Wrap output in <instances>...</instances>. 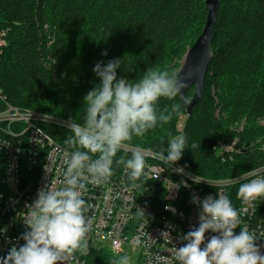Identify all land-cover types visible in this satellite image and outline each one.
Instances as JSON below:
<instances>
[{
    "label": "trees",
    "instance_id": "1",
    "mask_svg": "<svg viewBox=\"0 0 264 264\" xmlns=\"http://www.w3.org/2000/svg\"><path fill=\"white\" fill-rule=\"evenodd\" d=\"M0 6V21L8 30L0 62V87L7 102L69 125L83 124V98L100 84L93 72L97 63L121 59L117 78L133 83L147 69L177 73L179 60L207 17L205 0H0ZM211 53L202 98L184 118L182 135L188 148L177 163L199 176L219 178L238 174L243 167L236 162L252 156L246 153L223 162L212 150L220 138L235 134V123L243 120L238 133L242 140L264 136V126L256 125L264 117V0H220ZM49 62L51 69L46 67ZM193 91L189 88L186 97ZM172 103L180 108L169 123L134 136L128 146L155 152L166 148L177 137L176 124L185 108L179 97L157 103L160 111ZM40 126L66 148L70 126ZM131 153L122 149L117 156ZM114 168V175L124 169ZM114 257L101 249L83 258L84 264H112Z\"/></svg>",
    "mask_w": 264,
    "mask_h": 264
},
{
    "label": "clouds",
    "instance_id": "2",
    "mask_svg": "<svg viewBox=\"0 0 264 264\" xmlns=\"http://www.w3.org/2000/svg\"><path fill=\"white\" fill-rule=\"evenodd\" d=\"M121 66L119 58L94 66L100 84L83 98L87 105L83 124H70L72 134L64 141L63 182L59 186L46 185L37 199L26 206V231L19 237L24 244L10 247L7 255L0 257V264H80L79 258L88 255L90 248V205L84 199L87 185L99 187L107 183L115 174L114 166H122L130 181L141 177L146 168L144 150L137 149L130 157L117 154L134 136L169 123L173 114L179 113L177 103L163 111L158 110L157 103L161 98L175 101L186 84L175 71L158 69H147L135 83L118 79L117 69ZM184 102L189 101L185 98ZM185 148L186 137L179 135L155 156L160 164L171 168ZM176 172L182 173L183 169L178 167ZM196 178L194 182L198 183ZM240 180L247 181L240 183L237 191L244 203L264 199V169L245 172ZM209 183L215 186L214 182ZM193 203L200 209L198 227L183 235L186 243L182 247H173L176 264H264V255L255 243L258 233L241 227L240 212L223 188L215 197L202 201L194 196ZM206 232L216 235L205 244ZM162 236L170 242L168 231ZM133 242L137 248L143 246L139 236L133 237ZM112 264H134V260L121 254L113 258Z\"/></svg>",
    "mask_w": 264,
    "mask_h": 264
},
{
    "label": "built area",
    "instance_id": "3",
    "mask_svg": "<svg viewBox=\"0 0 264 264\" xmlns=\"http://www.w3.org/2000/svg\"><path fill=\"white\" fill-rule=\"evenodd\" d=\"M7 32L0 21V62ZM185 116H180L177 121V136L184 130ZM42 122L70 126L65 121H54L43 114L9 104L0 87V257H5L10 247L19 248L24 244L19 237L26 231V206L37 199L38 192L46 185L59 186L64 179L65 147L45 132L40 126ZM123 150L133 152L137 148L126 145ZM212 150L223 162L233 161L236 156L246 153L252 156L238 160L243 167L238 174L213 180L201 177L177 162L167 168L156 158L157 152L144 150L146 171L135 186L124 184L125 169L99 187L89 183L84 193V199L90 205L87 213L89 251L106 249L117 256L127 254L134 264H176L173 247H182L186 243L182 241L183 235L198 227L200 209L193 203V197L202 201L209 196L215 197L223 188L240 212L241 227L258 233L255 243L264 255V199L246 204L237 196L240 183L247 182L240 177L245 172L264 169V136L249 142L240 137L220 138ZM178 167L183 169L182 173L176 172ZM195 178L198 183L194 182ZM170 182L174 185L172 188ZM209 182H214L215 186ZM139 186H142V192L137 191ZM239 230L238 227L235 233ZM164 231L169 232L170 242L164 240ZM213 235L216 234L206 232L204 243ZM135 236H139L143 246H135ZM83 257L79 258L80 264H84Z\"/></svg>",
    "mask_w": 264,
    "mask_h": 264
},
{
    "label": "water",
    "instance_id": "4",
    "mask_svg": "<svg viewBox=\"0 0 264 264\" xmlns=\"http://www.w3.org/2000/svg\"><path fill=\"white\" fill-rule=\"evenodd\" d=\"M207 17L203 29L193 44L183 54L180 67L177 71L178 77L186 84V87L178 96L181 105L185 108V114L188 116L195 105H197L203 95L205 86L206 71L211 60V42L213 39V28L220 7V0H205ZM193 87V96L189 99L186 92ZM187 98L189 101L185 103ZM146 168L142 170L141 177L145 173ZM140 177V178H141ZM137 180L130 181L128 174L123 175V182L127 187L135 186Z\"/></svg>",
    "mask_w": 264,
    "mask_h": 264
},
{
    "label": "rangeland",
    "instance_id": "5",
    "mask_svg": "<svg viewBox=\"0 0 264 264\" xmlns=\"http://www.w3.org/2000/svg\"><path fill=\"white\" fill-rule=\"evenodd\" d=\"M182 57H183V55H182ZM182 57H181V59L179 60V62H180V64H181V60H182ZM52 61V60H51ZM53 62V61H52ZM51 63L49 62V63H46V67L48 68V69H51V65H50ZM52 73H53V75H54V70H52ZM211 95H212V98H213V100H214V102L215 103H218V98H217V96H216V89L214 88V86L212 85L211 86ZM26 110H29V111H33V112H36V113H40V114H43V115H45V116H48V117H50V118H52L54 121H60L61 119H58V118H54V117H52V116H50V115H47V114H44V113H41V112H38V111H36V110H32V109H26ZM63 121V120H62ZM66 122V121H65ZM43 123V122H42ZM52 123H54V122H52ZM243 123V120L242 121H240V122H237V123H235L233 126H234V129H232V130H235L234 132H235V134L233 135L232 133L231 134H229L227 137H230V136H232V137H240L241 138V136L243 137V135H241V134H238L240 131H241V129H242V127H241V124ZM57 124H60V125H64V123H57ZM256 125L258 126V127H263L264 126V117H262V118H259L258 120H256ZM233 132V131H232ZM182 134H183V132H182ZM181 134V135H182ZM263 135V134H262ZM222 136V135H221ZM256 137V136H255ZM260 138H262V136H260ZM128 145V144H127ZM131 147H133V146H131ZM134 148H137V149H142V150H145V149H143V148H139V147H135L134 146ZM155 152V151H154ZM236 162V161H235ZM237 164H235L236 165V167H242V163L240 162V161H238V162H236ZM234 165V166H235ZM235 168V167H234ZM232 169L233 168H228V171L230 170L231 172H232ZM234 176V175H233ZM201 177H204V176H201ZM227 177H232V176H227ZM227 177H219V178H209V179H213V180H218V179H224V178H227ZM205 178H207V177H205ZM137 191L138 192H142L143 191V189H142V186H139L138 188H137Z\"/></svg>",
    "mask_w": 264,
    "mask_h": 264
}]
</instances>
